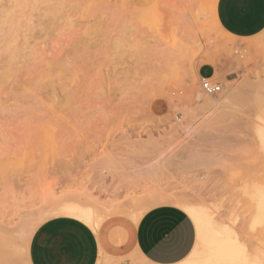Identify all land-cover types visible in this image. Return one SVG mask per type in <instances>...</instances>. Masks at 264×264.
Instances as JSON below:
<instances>
[{
    "label": "rangeland",
    "instance_id": "rangeland-1",
    "mask_svg": "<svg viewBox=\"0 0 264 264\" xmlns=\"http://www.w3.org/2000/svg\"><path fill=\"white\" fill-rule=\"evenodd\" d=\"M214 1L0 0L16 62L0 82V264H28L50 218L97 234L161 205L200 209L264 264V224L251 226L264 192V31L228 37ZM207 63L213 96L200 87ZM97 264L148 263L100 250Z\"/></svg>",
    "mask_w": 264,
    "mask_h": 264
},
{
    "label": "crops",
    "instance_id": "crops-1",
    "mask_svg": "<svg viewBox=\"0 0 264 264\" xmlns=\"http://www.w3.org/2000/svg\"><path fill=\"white\" fill-rule=\"evenodd\" d=\"M129 2L148 8L156 0ZM212 13L218 29L232 39L249 41L264 31V0H215ZM215 74L209 63L198 69L200 79ZM196 243L189 214L177 206L161 205L145 211L136 223L124 217L106 219L97 234L75 218H50L33 232L27 258L28 264H97L101 250L105 258L135 254L148 264H182Z\"/></svg>",
    "mask_w": 264,
    "mask_h": 264
},
{
    "label": "bare ground",
    "instance_id": "bare-ground-1",
    "mask_svg": "<svg viewBox=\"0 0 264 264\" xmlns=\"http://www.w3.org/2000/svg\"><path fill=\"white\" fill-rule=\"evenodd\" d=\"M2 33L3 32L1 31V34ZM9 33L4 31L3 35L0 34L3 37L2 39H4L5 41L4 47L0 52V63H4V67H3L4 70L3 72L1 71L2 73H0V82H2L7 76H10V74H13V72L16 70V62H14L15 54L10 46L11 36L9 35ZM258 135H260L259 136L260 143L262 144V146L261 145L260 146L262 147V150L264 152V130L263 129L260 130ZM8 157H10V155ZM3 158L5 159V157ZM262 191H263L262 189L261 191L259 189L255 190L254 195L256 197L254 199L255 200L254 202L256 205V212H254V219L253 222H251V226L253 223H254L253 226L255 225V223L264 224V192ZM254 195L252 194L253 197ZM162 200L169 201L170 199L162 197ZM64 210L71 212H82L84 216L88 218L91 217V213L89 212L90 210L89 211L78 210L73 206H67L65 207ZM186 211L191 217L193 223L195 224L197 231L198 243L195 251L192 254V257L197 258L199 264H252L250 263V260H248L244 256L243 248L238 243L234 234L226 231L225 229H216L213 226V224L210 222L208 216L200 209L187 207ZM183 264H191V263L189 261H186Z\"/></svg>",
    "mask_w": 264,
    "mask_h": 264
},
{
    "label": "built area",
    "instance_id": "built-area-1",
    "mask_svg": "<svg viewBox=\"0 0 264 264\" xmlns=\"http://www.w3.org/2000/svg\"><path fill=\"white\" fill-rule=\"evenodd\" d=\"M200 87L203 93L209 96L217 95L221 92V85L214 83L212 79H201Z\"/></svg>",
    "mask_w": 264,
    "mask_h": 264
}]
</instances>
